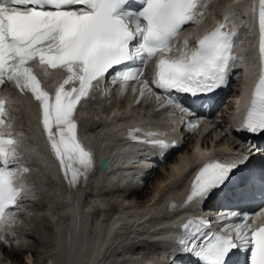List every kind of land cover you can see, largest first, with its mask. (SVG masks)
<instances>
[{
	"label": "snow or ice",
	"instance_id": "6c2138e0",
	"mask_svg": "<svg viewBox=\"0 0 264 264\" xmlns=\"http://www.w3.org/2000/svg\"><path fill=\"white\" fill-rule=\"evenodd\" d=\"M202 7H206L202 0H142L138 8L131 7L130 0H0V85L14 81L21 92L30 93L38 102L43 131L69 186L77 185L81 178L86 180L94 167L93 154L78 138L74 115L81 100L89 96L93 82H99L117 66L139 61V67L116 71L113 83L139 84L141 97L151 91L149 82L143 79L146 62L157 52H172L173 41L185 25L200 19ZM258 28L261 73L241 125L242 130L252 133H264V0H259ZM224 29L220 24L204 35L190 55L182 51L177 57L161 56L151 84L166 92L192 96L211 93L224 85L231 63L238 59L232 54L236 33ZM33 60L45 71H63L64 79L54 94L44 90L29 66ZM157 99L161 107L188 113L171 96ZM5 110V100L0 98V224L13 219L6 213L20 206L16 169L29 171L15 159V139L4 134ZM196 126L191 125L193 129ZM146 142L160 150L172 146L163 139ZM235 167L234 163L206 162L192 183L187 202L209 198L226 184ZM236 218L240 222H229ZM217 219L222 233L213 234L200 245L192 239L190 248L189 240L182 237L178 242L183 250L194 254L202 264H229L236 251L250 250V264H264V226L252 228V217L236 211ZM210 224L204 218L190 219L183 228L194 227V237ZM3 239L0 237V241Z\"/></svg>",
	"mask_w": 264,
	"mask_h": 264
},
{
	"label": "bare ground",
	"instance_id": "6f19581e",
	"mask_svg": "<svg viewBox=\"0 0 264 264\" xmlns=\"http://www.w3.org/2000/svg\"><path fill=\"white\" fill-rule=\"evenodd\" d=\"M215 2L216 0H202V4H209L207 9L210 11L212 17L213 15H218L214 12V10H217V13L220 12V14H223L222 16L224 19L226 18L225 21L223 20V22H225L227 26H232L236 29L244 25V28L247 27L246 30L243 28L241 31L242 33H245V38H242L241 40L239 39L240 42L238 43V47L241 49V52H245L242 62L243 64H241V66L243 67V74L244 78L246 79L244 82L245 86L249 88L253 81L257 79L260 68L259 59L257 58L258 33L257 25L255 24L256 13L253 11L256 5V0H221V2L218 0V2L221 3L219 4L216 2L219 4V6L216 5ZM185 35H183L180 40L184 39ZM239 40L237 38L236 43ZM55 82L58 83V79ZM52 85L53 83L49 81L48 88H52ZM113 93L109 90L107 92L104 91L100 93L102 95L99 97L100 94H98L97 90H94L90 98V102L94 103V101H96L98 104L97 110L91 107L89 113H87V111H81L79 116L81 120V137L86 142L85 144H87V148L91 150L94 156L104 150L103 146L113 145L116 141L115 138H117L116 136L112 137L105 134L104 129H96L100 127V124L98 125V122L96 121V116H101V114H104L101 110L102 105H104V103L113 96L120 95V93H116V91ZM93 98H97V100H94ZM137 99L138 94L136 97L128 95V101L126 100L124 103H122L123 106L122 108L119 107V109H116L114 106V108L111 107L112 105L110 104L109 107L113 109L111 116L106 113V116L103 115L104 118L101 117L100 119L98 118V120H104L103 125L108 123L110 120L114 123L113 125L116 129H118L120 125L125 129L126 126L130 124L131 120L128 118V114L133 115L132 112H134V109H131V107L136 103ZM244 101L245 99L243 96L240 98V101L237 102L238 109H242ZM21 102L23 103V100ZM107 107L108 105L104 108L107 109ZM141 108L143 109L142 106ZM27 109L31 111L30 108H26V111H24L25 115L23 112L21 113L18 123L21 124L23 122V125H26V118L28 117ZM154 109L155 106H152V110ZM95 110H101V114H93L95 113ZM156 110L161 111L156 118L167 115V113L172 115H175L176 113L175 111H171V109L170 111L169 109L165 108L158 110V106L156 107ZM141 112L143 111H140L139 113ZM225 113L228 114V112ZM135 116L137 115H134L132 119L133 122H139V119L135 118ZM93 117L96 119H93ZM222 117L227 118L226 115ZM234 119L236 122V117ZM157 121L160 122V119H157ZM164 123H158V126L162 127L170 125V123L163 125ZM207 123H209V121H207ZM29 127L30 132L32 131L30 138H35L36 143L30 145V151H22L19 153V155H22L20 156L22 158V163H24L26 160L27 162H31L33 164L30 167L31 170L29 172V176L34 177L36 184L35 188L32 187L31 190L27 189V192H33V199L29 201L27 204L28 206L24 207V210L23 205L25 202L20 201L19 208L13 209L10 213H7L14 218L12 220H7L3 224H0V237L4 238L2 241H0V252L2 251L1 253H9V256L14 257L15 260L20 263H24V259L20 258L24 254L26 256L28 253H26L24 250L27 249V246L29 245L27 242H30L29 238L32 236V234L30 236L29 233H32L34 228L36 229L35 231H37L45 218L48 219L49 222L51 221L52 224H55L53 228L54 233L51 245L54 246L53 249L56 250V254H53L55 250L51 251L52 254L48 256H52V259L49 258V260H51L47 261V264H73L74 262L77 264H152L151 260L154 258L157 261H161L163 259L162 256L154 255L153 258L150 257L148 260L149 262L146 263L147 255L143 253H133L137 249V242L139 240H143L144 245L148 247L149 245H153L159 241V239H165L167 236L170 238V235H172V232H174L170 227V225L173 224V218L170 215L161 216L162 211H165L164 205L167 199L177 198V200H179L180 198L184 197L185 189L183 184L186 182L187 176L193 167L210 155H214L219 152H226L231 148L228 147L229 144H233L227 139L228 134L222 131L220 122L209 123L208 128H210V130L204 135L201 144L199 142L197 145L195 144V146H193L192 150H186L184 156L179 158L178 161L171 165V171H169V174L168 171L165 170L167 171L168 176L163 177L156 182L158 194L152 196V198L147 202L145 201L146 204L140 208H135V205L131 207V200H134V198H141L144 195L143 189H141V187H137L138 183L135 185L132 184V170L134 169V172L136 170L134 164H137V169L140 171L139 168L141 166H148L151 163L144 158L138 160L135 159L136 157L132 156L133 158L131 160L127 158L124 159L127 163L126 165L128 166H126V169L118 168L117 166H119V164H121L123 161L118 158L116 164L114 162V166L108 173L97 170L95 175L92 177L93 181H91L90 186L82 189L76 194L81 205L80 208L77 209L75 202L72 201L76 199V197L74 194L69 192L65 182L63 183L64 179H62L63 176L60 172V168L56 167L57 162L55 159L46 157L44 154V145L41 146L39 140V133L41 130L35 128L33 124ZM169 129L173 131L172 128ZM199 133L201 134V132ZM188 135L189 134L185 136L184 140L188 137ZM172 136L173 134L171 133L168 135V137ZM210 136L212 142L216 141V145L213 147L210 146L208 142H206V138ZM223 140H226L228 143L225 145V147L221 148L220 145L223 143ZM121 141H123L122 138ZM122 149H125V147ZM150 149L151 148H149L148 151ZM120 150V146L114 148V151ZM137 153L138 152L134 154L137 155ZM161 155L162 154H159V157ZM18 158L15 159L19 161ZM114 159L115 157H113V160ZM168 160H170V158L162 164L165 165ZM131 165L132 167H130ZM163 166L161 167L163 168ZM55 169L57 173L54 171ZM19 171L23 170L17 168L16 173H19ZM158 172L159 171L157 170V173ZM130 185H132L133 188L126 194L125 199L121 197L123 202L119 206L120 208L114 209V206H110L113 208L110 209L108 206L109 204L107 205L104 203V200L106 201V199L109 197H115V194L121 191V187L127 186L126 188H128ZM44 186H46V188ZM42 187L46 189L45 193L42 192ZM40 196H43V198ZM117 196L119 197V195ZM36 197H38V199H36ZM46 198H50L51 200L50 207L47 209L45 208V205L42 208L45 210V212L42 213L41 206L42 204H45ZM110 198L108 200H112ZM101 201H103L104 205H107L110 210L107 209L106 206H103L105 207L103 208V203H100ZM129 203L131 204L130 206H128ZM42 214L45 218L41 219V222L39 219L41 218ZM159 216H161V218H159ZM180 216L181 215H177L175 217L179 218ZM103 218L104 221H102ZM147 218H150L151 225L147 224L143 225L139 229H134L132 226L133 223H137ZM181 218L183 217L181 216L180 219ZM91 220L93 221L91 222ZM93 222H95V226H97L94 230L92 229L90 233H88L87 229L89 224ZM9 224L11 225L9 226ZM49 225L51 226V224ZM92 225L94 224H91V226ZM95 226L92 227L94 228ZM42 230L43 229L38 232L41 235V238L45 239V233L47 232H45L46 229L43 231ZM133 234H140L142 237L137 241L138 238L135 240L131 238V235ZM95 244L96 247L98 246L97 248L95 247L96 250L87 254H82L86 248L88 250L89 246H94ZM131 245L133 247H131ZM134 245L136 246L133 252H129L128 249H133ZM9 248L11 249L10 252L8 250ZM21 250H23V255ZM53 255L56 256L53 257ZM31 258L28 255V262L31 261ZM95 258H98V260L95 261ZM93 260L94 262H92Z\"/></svg>",
	"mask_w": 264,
	"mask_h": 264
},
{
	"label": "rangeland",
	"instance_id": "374dc122",
	"mask_svg": "<svg viewBox=\"0 0 264 264\" xmlns=\"http://www.w3.org/2000/svg\"><path fill=\"white\" fill-rule=\"evenodd\" d=\"M220 2H221V0H219ZM216 2L217 3H219V4H221L220 2H218V0H216ZM215 2V4L216 5H219V4H217ZM215 5V6H216ZM214 11H217V10H214ZM121 97H120V95H115V96H113L111 99H109V101L105 104L104 103V105H102V108H101V110H102V113H104V114H101V110H99V111H96L95 110V113H93V114H98V113H100L101 114V116H96L97 117V119L95 118V117H93V119H96V121H99L98 120V118L100 119L101 117H103V115H105L106 116V113L108 114V110H110V109H112L111 107H115L116 109L118 108L119 109V107H121L122 108V106H123V104L122 103H124L125 101H123V100H121L120 99ZM112 99H115V100H112ZM127 101H128V96H127V99H126ZM151 104H153L154 103V100H153V98H148L147 99ZM112 105L111 107H109V105ZM108 105V107H107V109L106 108H104V107H106ZM113 107V108H114ZM110 108V109H109ZM134 109V112H132L133 114H138L140 111H144V107H143V109L141 108V105H138V106H132L131 107V109ZM130 109V108H129ZM104 111H107V112H104ZM133 111V110H132ZM150 112L152 113V114H158L159 115V113L161 112V111H157L156 109H154V110H152V109H150ZM128 115H130V114H128ZM104 118V117H103ZM100 121H104V120H100ZM214 132V131H213ZM212 132V133H213ZM213 135V134H212ZM215 135V134H214ZM202 140H203V135H201V134H198V135H192V136H190V137H188V139L185 141V144L183 145V147H182V149L179 151V152H177V153H175L173 156H172V158H170V160H168V162L167 163H165V165L164 164H162L161 166H163V168L160 166L159 167V169H158V173H157V170L154 172V174H153V176H152V178L145 184L146 185V187H145V185L143 186V187H141V189H143V192H144V195L141 197V198H134V200H131L130 202H132L131 204L129 203V205L128 206H130L131 205V207L132 206H134L135 205V208H140L141 206H144L145 204H146V202L149 200V199H151L152 198V196H154L155 194H158L157 193V188H156V182L157 181H159L160 179H162L163 177H167L168 176V174H169V171H171L170 169V167H171V165L173 164V163H175L176 161H178L179 160V158H181L182 156H184V154H185V152H186V150H192L193 149V146H195V144L197 145L199 142H200V144H201V142H202ZM215 140V139H214ZM217 140V139H216ZM206 142H208V144L210 145V146H215L216 145V141H214V142H212L211 141V136L210 137H208V138H206ZM227 141L226 140H223V143L220 145L221 146V148H223V147H225V145L227 144L226 143ZM215 148V147H214ZM217 148V147H216ZM135 165V168L137 169V164H134ZM130 167H132V165L130 166ZM165 170H167L168 171V174H167V171H165ZM132 172L134 173V170H132ZM156 175V176H155ZM45 188H46V186H44ZM48 187V186H47ZM45 188H43L42 187V192L43 193H45L46 192V189ZM41 190V189H40ZM48 190H49V188H48ZM131 190V189H130ZM154 191V192H153ZM128 192L127 191H120V192H117L116 194H115V197L113 196V198L111 197H109L110 199H112V200H108V199H106V201L104 200V203L105 204H109L108 206L110 207V206H114V209H117V208H120L119 206L121 205V203L123 202V200H122V198L123 199H125V196H126V194H127ZM159 194H161V193H159ZM41 195H42V193H41ZM117 195H119V197L117 196ZM162 195V194H161ZM161 195H159V196H161ZM158 196V197H159ZM39 197V196H38ZM38 197H36V199H38ZM40 197H42L43 198V196H40ZM117 197V198H116ZM122 197V198H121ZM121 198V199H120ZM147 198V199H146ZM120 200V201H119ZM50 198H46V200H45V204H42V206H41V211H42V213L43 212H45V210L44 209H42L45 205V208H49L50 207ZM108 201V202H107ZM146 201V202H145ZM48 202V203H47ZM44 203V202H43ZM101 204L103 203V201H101L100 202ZM104 203H103V205H102V207L103 206H106V208L107 209H109V207L107 206V205H104ZM112 207H110V209H113ZM103 208H105V207H103ZM134 208V207H133ZM109 209V210H110ZM48 211V210H47ZM45 217H44V215L42 214L41 215V218L39 219L41 222H42V220L41 219H44ZM39 221V222H40ZM46 222V223H45ZM45 223V224H44ZM41 224V223H40ZM49 224H51V226L49 225ZM54 225L55 224H52V222L50 221L49 222V220L48 219H44L43 220V223L40 225V227L37 229V231H35L36 229L34 228L31 232L32 233H29L30 235L32 234V236L29 238V241L30 242H27V244L29 243V245L27 246V249H25L24 251H26V253H27V255L25 256V254L23 255V250H21V253H22V257L20 258V257H18V258H20V259H24V263H20V262H18V261H16L15 260V258L14 257H12V256H9V253L7 254V253H5V252H3V253H1L0 254V264H27V262H28V260H27V258H28V255H29V257L31 258V261L30 262H28V264L30 263V264H47V261H50L51 259H52V256H48V255H50V254H52V252L51 251H54L55 249H53L54 248V246L53 245H51L52 244V238H53V233H54V231H53V228H54ZM43 226V227H42ZM49 228V229H48ZM41 229H43V230H45V232H47V233H45L46 234V238L44 239V238H41V235L39 234V232L38 231H40ZM42 230V231H43ZM51 230V231H50ZM36 232H38V233H36ZM34 235H35V238H34ZM42 240V241H41ZM21 249V248H20ZM53 249V250H52ZM9 250V252L11 251V249L9 248L8 249ZM31 251V252H30ZM25 253V252H24ZM30 253V254H29ZM53 254H56V250L53 252ZM32 255V256H31ZM34 255V256H33ZM26 258H25V257ZM54 256H56V255H53V257ZM49 258H51L50 260H49Z\"/></svg>",
	"mask_w": 264,
	"mask_h": 264
},
{
	"label": "water",
	"instance_id": "95a60500",
	"mask_svg": "<svg viewBox=\"0 0 264 264\" xmlns=\"http://www.w3.org/2000/svg\"><path fill=\"white\" fill-rule=\"evenodd\" d=\"M110 164H111V162H110V159L108 158V157H106L104 160H103V162H102V170H107L109 167H110ZM79 247V246H78ZM96 244L94 245V246H89V248H88V250H87V248L84 250V252H82V254H87V253H90V252H93L94 250H96V248L98 247H96ZM78 251V250H77ZM79 252V251H78ZM80 253V252H79ZM81 255V254H80ZM79 255V256H80ZM80 262H81V259H80ZM73 264H77V263H73Z\"/></svg>",
	"mask_w": 264,
	"mask_h": 264
}]
</instances>
